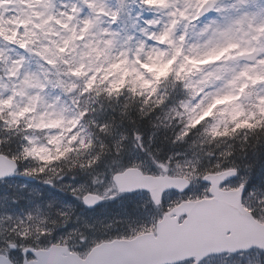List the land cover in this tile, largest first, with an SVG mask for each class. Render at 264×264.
Returning a JSON list of instances; mask_svg holds the SVG:
<instances>
[{"label":"clouds","instance_id":"obj_1","mask_svg":"<svg viewBox=\"0 0 264 264\" xmlns=\"http://www.w3.org/2000/svg\"><path fill=\"white\" fill-rule=\"evenodd\" d=\"M235 2L219 0L217 7L229 9L222 14L205 11L199 19H184L182 11L197 14L195 0H31L33 23L15 31H10L8 6L0 4V83L7 85L0 95H11L29 73L43 85L26 88L27 96H15L12 107L0 110V156L15 158L17 166L15 175L0 178L3 264H32L36 252L57 246L87 261L100 245L153 231V221L178 203L203 196L204 178L212 174L230 171L248 186L259 176L261 183L245 199L264 214V115L246 106L255 114L250 122L260 126L228 137H213L211 129L235 127L229 106H218L213 116L192 126L227 90L231 74L217 79L218 70L242 63L235 59L238 51L228 62H190L227 46L217 29L241 14L231 9ZM165 32L169 40L162 42ZM66 40L67 50L59 51ZM16 61L22 63L12 80L6 70ZM169 61H174L171 70L157 80ZM29 96L41 100L30 104ZM25 106L34 110L13 123V114ZM33 149L39 155L26 154ZM129 169L168 183L163 202L121 193L114 177Z\"/></svg>","mask_w":264,"mask_h":264},{"label":"snow or ice","instance_id":"obj_2","mask_svg":"<svg viewBox=\"0 0 264 264\" xmlns=\"http://www.w3.org/2000/svg\"><path fill=\"white\" fill-rule=\"evenodd\" d=\"M163 2L164 0H148L150 4ZM189 2L191 3V0ZM218 3L219 0H195L197 14L194 17H189L183 11L179 15L184 19H199V14L205 11H216L218 14H222L229 10L223 6L217 7ZM46 6L50 7L51 5L48 3ZM251 6L252 0H236L231 5V9L241 14L226 27L217 29L219 34L227 40V46L213 49L201 61H190L194 64H209L222 62L225 58L234 59L230 55L233 51H238L240 57L255 53L251 57L254 63H244L239 71L230 69L226 65L218 70L220 75H217V79L231 74L226 80L225 88L227 90L223 94H218L213 102L204 109L203 114L192 121V126L195 127L205 117L213 116L214 110L218 106H229L228 114L235 127L231 131L227 127L221 131L217 124L211 129L213 137H228L239 129L259 127V122L256 124L250 122L255 118V114L245 112L247 105L257 107L260 114L264 115V95L256 91V89L264 91V7H261L258 12H251L247 10ZM100 11H104L103 5H101ZM85 24L91 27L92 21L87 20ZM174 26L175 21L173 22ZM64 27L67 28L68 25L65 24ZM241 32L250 37L248 41L250 47L243 50L240 49L238 40ZM169 36L170 33L165 32L159 39L162 42L167 41ZM9 39H12L13 43L17 42L15 38ZM68 44L69 41L66 40L65 47L60 48L59 51H66ZM19 46L27 48V44L24 42H20ZM2 57L3 53L0 52V58ZM44 58L49 64L55 63L47 56ZM21 63L22 61H16L6 70L12 80H17V67ZM172 63L174 61L163 65L157 75V80L161 76H167ZM145 67L149 71L153 70L149 65H145ZM21 79L22 86L14 87L11 95L7 98L0 95V110L4 107H12L15 96H27L26 88L43 87L37 74L29 73L22 76ZM0 87H7V85L0 83ZM29 100L30 104H35L41 100V97L29 96ZM33 110L31 106L23 107L18 113L13 114V123H16L17 115L24 116ZM245 116L248 118L239 122V118ZM46 126L39 125V127ZM39 151L37 149L26 150V154L29 156L39 155ZM63 155L65 153L60 152V156ZM60 156L56 158L59 159ZM16 171L15 158L9 159L0 156V178L13 176ZM204 179L208 185L204 195L187 200L184 204L178 203L159 221H153L154 228L150 233H141L132 239L125 238L100 245L90 251L87 261L82 260L78 253L57 246L44 252H36L37 259L33 260L32 264H210L213 257L236 253H249L253 257H259L255 260V264H264V214H258L246 201V197L250 198L253 195L249 191V186L244 181H238L230 171L212 174ZM114 183L121 193L144 194L151 197L155 203L163 202L166 195L165 190L169 187L168 183L153 177H145L135 169H129L115 176ZM0 264L3 262L0 261Z\"/></svg>","mask_w":264,"mask_h":264},{"label":"rangeland","instance_id":"obj_3","mask_svg":"<svg viewBox=\"0 0 264 264\" xmlns=\"http://www.w3.org/2000/svg\"><path fill=\"white\" fill-rule=\"evenodd\" d=\"M0 4L7 5L8 11L11 13V16L8 17V19L11 21L12 24V28L10 29V31H15L17 26H27L33 23V21L29 18L30 12L35 11V9L31 7V0H0ZM16 4H21L22 7H15ZM261 7H264V4H261L260 0H252V6L250 8V11L258 12ZM37 15H39V13H37ZM2 24H3V19L2 17H0V25ZM17 38H19V34H17ZM249 39L250 37L245 35L244 33L239 34L238 40L240 42L241 50L250 47V45L248 44ZM224 61L228 62L229 60L225 58ZM244 63L247 62L242 61V63L238 65L228 64L227 67L239 71V69L242 67ZM256 91L259 94L264 95V91L260 89H256ZM247 107H252V105H247ZM247 107H245L246 113H248ZM111 208L114 211L120 210L117 205H112ZM256 259H259V257H253L252 255H249L248 258L241 259L237 262H227L225 260H213L210 261V264H252V262L255 261Z\"/></svg>","mask_w":264,"mask_h":264},{"label":"trees","instance_id":"obj_4","mask_svg":"<svg viewBox=\"0 0 264 264\" xmlns=\"http://www.w3.org/2000/svg\"><path fill=\"white\" fill-rule=\"evenodd\" d=\"M261 183L260 177L257 176L256 179L252 181V183L249 185V191L253 190L257 185Z\"/></svg>","mask_w":264,"mask_h":264},{"label":"water","instance_id":"obj_5","mask_svg":"<svg viewBox=\"0 0 264 264\" xmlns=\"http://www.w3.org/2000/svg\"><path fill=\"white\" fill-rule=\"evenodd\" d=\"M252 55H248V56H245V57H240L241 59H248V60H252Z\"/></svg>","mask_w":264,"mask_h":264}]
</instances>
